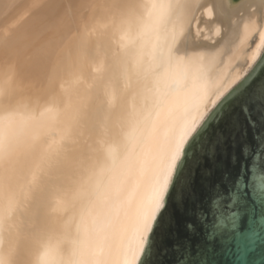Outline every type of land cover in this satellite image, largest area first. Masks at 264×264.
Segmentation results:
<instances>
[{
  "label": "bare ground",
  "instance_id": "6f19581e",
  "mask_svg": "<svg viewBox=\"0 0 264 264\" xmlns=\"http://www.w3.org/2000/svg\"><path fill=\"white\" fill-rule=\"evenodd\" d=\"M0 0V264H139L185 145L264 44V0Z\"/></svg>",
  "mask_w": 264,
  "mask_h": 264
},
{
  "label": "snow or ice",
  "instance_id": "6c2138e0",
  "mask_svg": "<svg viewBox=\"0 0 264 264\" xmlns=\"http://www.w3.org/2000/svg\"><path fill=\"white\" fill-rule=\"evenodd\" d=\"M250 41L256 48L264 44V37L257 33ZM256 66L245 62L240 67L227 92L191 135L162 210L171 198L201 223L212 218L209 235H224L234 253L233 264H248L249 249L264 248V79L251 75ZM241 208L249 217L246 232L239 231ZM185 229L191 232L193 225L186 222ZM174 246L179 248L178 243Z\"/></svg>",
  "mask_w": 264,
  "mask_h": 264
},
{
  "label": "water",
  "instance_id": "95a60500",
  "mask_svg": "<svg viewBox=\"0 0 264 264\" xmlns=\"http://www.w3.org/2000/svg\"><path fill=\"white\" fill-rule=\"evenodd\" d=\"M256 65L251 75L264 79V53ZM162 210L139 264H185V257H188L187 264H233L234 253L224 235L217 234L214 238L209 235L212 218L201 223L194 213L178 209L171 198L169 207L164 213ZM186 222L193 225L191 232L185 229ZM248 227L249 217L241 208L239 231L246 232ZM177 243L179 248L174 246ZM261 260H264V248L249 249L248 264H261Z\"/></svg>",
  "mask_w": 264,
  "mask_h": 264
},
{
  "label": "rangeland",
  "instance_id": "374dc122",
  "mask_svg": "<svg viewBox=\"0 0 264 264\" xmlns=\"http://www.w3.org/2000/svg\"><path fill=\"white\" fill-rule=\"evenodd\" d=\"M248 1L249 0H244V2L241 4H235V3H233V0H222L221 10H222L223 18L226 21H228L232 15V13Z\"/></svg>",
  "mask_w": 264,
  "mask_h": 264
}]
</instances>
